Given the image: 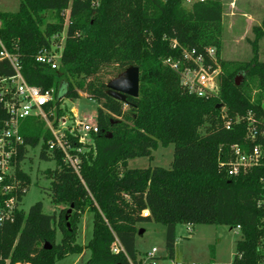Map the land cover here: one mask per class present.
<instances>
[{"label": "trees", "instance_id": "1", "mask_svg": "<svg viewBox=\"0 0 264 264\" xmlns=\"http://www.w3.org/2000/svg\"><path fill=\"white\" fill-rule=\"evenodd\" d=\"M184 2L19 0L16 12L0 13V39L17 54L25 83L41 91L53 88L54 101L44 107L47 119L52 111L56 118L62 115V99H77L79 93L98 105L97 133L89 134L90 144L82 145L65 132L70 154L78 161L77 173L59 151H48L52 135L43 120L31 116L19 123L21 144L0 182V211L7 212L11 203L10 217L0 222V264H56L84 251L89 254L84 264H138L135 237L143 222L165 228L168 259L174 256L177 225H214L240 233L234 264H258L264 232V207L257 205L264 178V62L258 60L255 40L264 32V17L254 29L252 57L232 64L220 60L221 0L195 1L188 8ZM66 9L64 45L52 70L35 56L63 32L61 13ZM209 47L215 49L212 68L219 69L218 88L198 97L180 85L183 66L175 71L165 61H179L191 50L204 55ZM129 67L138 69L137 97L118 101L108 96L107 84ZM13 74L7 62H0V78ZM7 119L0 102V130ZM250 126L254 140L248 138ZM38 145L39 159L55 164L44 174L51 203L61 206L57 215L44 214L40 202L27 212L19 208L30 184L20 165L28 149ZM168 145H173L169 168L119 171L127 160H152V150ZM233 145L246 151L260 146V164L229 176L219 164L229 162ZM85 212L92 215L91 237L78 244ZM115 241L122 248L117 253L112 252Z\"/></svg>", "mask_w": 264, "mask_h": 264}, {"label": "rangeland", "instance_id": "2", "mask_svg": "<svg viewBox=\"0 0 264 264\" xmlns=\"http://www.w3.org/2000/svg\"><path fill=\"white\" fill-rule=\"evenodd\" d=\"M196 1V0H191ZM19 0H0V13H14L18 9ZM222 3V34L220 60L232 64L246 63L253 55V42L255 40L254 29L261 27L264 17V0H221ZM190 3L184 2L188 8ZM52 16L47 15V19ZM255 48L258 60L264 62V32L255 40ZM61 48L63 44L59 42ZM219 73V70H218ZM238 76V75H237ZM235 76V77H237ZM241 78L237 77L239 83ZM53 89V88H52ZM51 89V90H52ZM61 89H64V85ZM254 94V91L251 92ZM97 103L79 93V98H63L61 110L63 113L55 117L52 111L51 119L44 123V129L51 128L60 133L67 129L77 130L85 144H90L89 133H82L75 125L76 121L87 122L92 125L95 120ZM75 114V115H74ZM73 117V118H72ZM55 123V125H53ZM40 145L29 148L26 158L20 167L30 179L26 193L22 197L19 208L27 212L35 203L42 204V211L47 215H57L61 206L53 205L48 195L49 180L45 172L53 171V161L39 159ZM152 160L148 158H135L126 161L121 169H146L160 167L167 169L173 157V145L167 147L157 146L151 151ZM92 215L89 212L82 214L77 230L76 242L85 244L91 237ZM138 231L135 237V251L138 264H147V255L154 249L151 264H204L209 261H217L227 264L232 261L235 254V244L240 240L237 230L226 226L214 225H177L175 231V246L173 259H168L165 252V228L153 222H143L137 225ZM59 240L56 233L55 242ZM89 254L84 251L80 256L68 255L56 264H84ZM75 262V263H74Z\"/></svg>", "mask_w": 264, "mask_h": 264}, {"label": "built area", "instance_id": "3", "mask_svg": "<svg viewBox=\"0 0 264 264\" xmlns=\"http://www.w3.org/2000/svg\"><path fill=\"white\" fill-rule=\"evenodd\" d=\"M69 4L74 0H68ZM188 3H193L191 0H185ZM203 1V0H196ZM195 2V1H194ZM69 9L64 10L61 15L64 18V28L61 35H54L50 38V48L40 49L36 56L35 61L41 65L49 66L52 70L56 69L59 64L62 48L59 42L64 45L65 27L67 25ZM206 58H205V57ZM7 62L12 68L14 74L9 78H0V102L3 103L4 108L8 114V119L4 122L3 129L0 130V182L2 176L9 174L11 171L10 159L16 152V145L21 144V138L18 135L19 123L31 116H35L47 123V114L44 107L54 101V91H41L37 87L29 86L23 80L20 74V66L18 57L15 52H9L2 40L0 39V62ZM165 63L175 71H180V85L189 93H193L198 97L206 94H213L218 88V68H212L215 64V49L209 47L205 50L204 55H196L194 50L185 51L182 59L179 61H172L167 59ZM187 64L189 66H187ZM77 129L80 128L82 133H97L95 123L89 125L87 122L82 123L76 121ZM226 129H229V123L226 124ZM52 135V140L48 143V151L57 150L63 156L64 163L68 164L76 173L78 170V161L75 156L70 154L71 148L64 140L65 132L60 133L49 128ZM67 134L77 137L80 144L86 145L83 136L77 133V130L67 129ZM248 138L254 140L255 130L253 127L247 128ZM261 137L264 138V130L260 131ZM88 144V143H87ZM78 149L77 152H80ZM262 160V152L260 146H253L248 151L242 149L237 145L230 147V159L226 164L220 163V167L226 166V171L229 176L237 175L240 172L257 167ZM263 194L257 201L258 207H264V178L260 179ZM6 190V189H4ZM8 211L2 213L0 211V222L10 217L11 203L6 205ZM147 212H143L145 216ZM237 230V229H236ZM238 231V230H237ZM122 248L118 242L112 245V252L117 253ZM155 250L152 249L151 253L147 255V264H151L153 259L152 254ZM257 253L259 254L258 264H264V232L263 238L258 245ZM240 257V256H239ZM204 264H222L214 261H209ZM227 264H234L233 259Z\"/></svg>", "mask_w": 264, "mask_h": 264}, {"label": "water", "instance_id": "4", "mask_svg": "<svg viewBox=\"0 0 264 264\" xmlns=\"http://www.w3.org/2000/svg\"><path fill=\"white\" fill-rule=\"evenodd\" d=\"M237 77L241 78L239 75ZM237 77H235V85L238 86L239 83L236 81ZM138 80V69L136 67H129L119 77L111 80L107 84V94L118 101H124L125 97L136 98L138 95ZM138 233L140 234L141 232L138 231ZM43 249L49 250V244L44 243Z\"/></svg>", "mask_w": 264, "mask_h": 264}, {"label": "crops", "instance_id": "5", "mask_svg": "<svg viewBox=\"0 0 264 264\" xmlns=\"http://www.w3.org/2000/svg\"><path fill=\"white\" fill-rule=\"evenodd\" d=\"M74 115H75V114H74ZM79 256H80V255H79ZM214 262H217V261L214 260ZM74 263H75V262H74ZM217 263H221V262H217ZM222 264H223V263H222Z\"/></svg>", "mask_w": 264, "mask_h": 264}]
</instances>
